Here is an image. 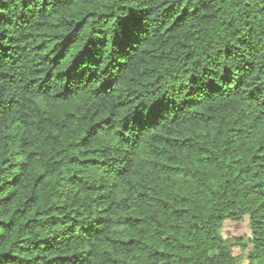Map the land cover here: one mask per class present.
Wrapping results in <instances>:
<instances>
[{
    "label": "trees",
    "instance_id": "16d2710c",
    "mask_svg": "<svg viewBox=\"0 0 264 264\" xmlns=\"http://www.w3.org/2000/svg\"><path fill=\"white\" fill-rule=\"evenodd\" d=\"M264 264V0H0V264Z\"/></svg>",
    "mask_w": 264,
    "mask_h": 264
},
{
    "label": "rangeland",
    "instance_id": "374dc122",
    "mask_svg": "<svg viewBox=\"0 0 264 264\" xmlns=\"http://www.w3.org/2000/svg\"><path fill=\"white\" fill-rule=\"evenodd\" d=\"M220 233L226 240V244L230 247L232 254L235 256L237 264H244L246 262V252L236 244L235 238H247L249 236L246 220L240 222L227 220L224 222Z\"/></svg>",
    "mask_w": 264,
    "mask_h": 264
}]
</instances>
